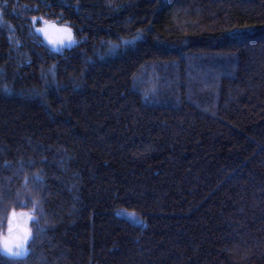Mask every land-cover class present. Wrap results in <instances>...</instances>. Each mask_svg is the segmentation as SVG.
Listing matches in <instances>:
<instances>
[{
  "label": "trees",
  "instance_id": "1",
  "mask_svg": "<svg viewBox=\"0 0 264 264\" xmlns=\"http://www.w3.org/2000/svg\"><path fill=\"white\" fill-rule=\"evenodd\" d=\"M15 210L0 264H264V0H0V233Z\"/></svg>",
  "mask_w": 264,
  "mask_h": 264
},
{
  "label": "rangeland",
  "instance_id": "2",
  "mask_svg": "<svg viewBox=\"0 0 264 264\" xmlns=\"http://www.w3.org/2000/svg\"><path fill=\"white\" fill-rule=\"evenodd\" d=\"M65 27L71 28L68 24H59L54 21L39 20L37 18L33 19V28L35 32L40 35L44 43H46L50 48L57 51H60L64 48L72 47L77 43V39L74 35L73 30H72V36H73L72 41L65 39L62 43H57L55 45L50 42L49 37H51L52 39H56L57 37L62 35V33L59 30ZM40 29L47 30L48 36H46L43 31H39ZM33 219H34V215L31 211L15 210L10 212L6 226L0 233V246H1V251L4 254L14 257H19L26 253L25 250L27 248L28 241L31 237L30 226ZM10 220L12 221L11 232L9 231ZM26 232L30 233L29 238L27 239V241L24 242L22 247H17L16 238L18 236H23ZM5 242H7L13 248V253H8L6 251V249L4 248Z\"/></svg>",
  "mask_w": 264,
  "mask_h": 264
},
{
  "label": "snow or ice",
  "instance_id": "3",
  "mask_svg": "<svg viewBox=\"0 0 264 264\" xmlns=\"http://www.w3.org/2000/svg\"><path fill=\"white\" fill-rule=\"evenodd\" d=\"M39 31H43L44 32V34L46 35V36H48V32H47V30H45V29H40ZM61 33H62V35H60L59 37H57L56 39H52L51 37H49V40H50V42L52 43V44H57V43H62L65 39H67V40H69V41H72L73 40V36H72V29L71 28H67V27H65V28H63V29H60L59 30ZM11 223H12V221L10 220L9 221V225H10V227H9V231L11 232ZM29 235H30V233H25L23 236H18L17 238H16V246L17 247H22L23 246V244H24V242L25 241H27V239L29 238ZM4 248L6 249V251L8 252V253H13V248L7 243V242H5V244H4Z\"/></svg>",
  "mask_w": 264,
  "mask_h": 264
}]
</instances>
